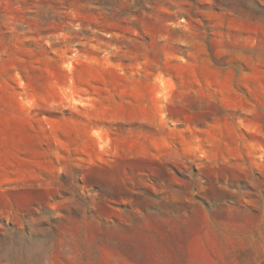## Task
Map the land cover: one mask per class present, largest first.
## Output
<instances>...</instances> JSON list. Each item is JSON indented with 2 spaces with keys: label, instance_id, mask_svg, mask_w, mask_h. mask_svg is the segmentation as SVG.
Wrapping results in <instances>:
<instances>
[{
  "label": "rangeland",
  "instance_id": "1",
  "mask_svg": "<svg viewBox=\"0 0 264 264\" xmlns=\"http://www.w3.org/2000/svg\"><path fill=\"white\" fill-rule=\"evenodd\" d=\"M0 264H264V0H0Z\"/></svg>",
  "mask_w": 264,
  "mask_h": 264
}]
</instances>
